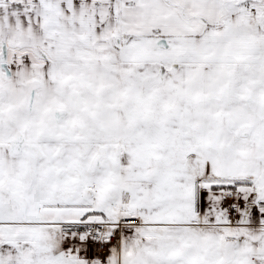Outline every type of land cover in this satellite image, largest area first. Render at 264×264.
<instances>
[{"label":"snow or ice","instance_id":"obj_1","mask_svg":"<svg viewBox=\"0 0 264 264\" xmlns=\"http://www.w3.org/2000/svg\"><path fill=\"white\" fill-rule=\"evenodd\" d=\"M0 264H264V0H0Z\"/></svg>","mask_w":264,"mask_h":264}]
</instances>
